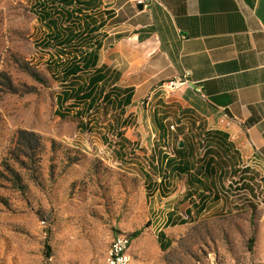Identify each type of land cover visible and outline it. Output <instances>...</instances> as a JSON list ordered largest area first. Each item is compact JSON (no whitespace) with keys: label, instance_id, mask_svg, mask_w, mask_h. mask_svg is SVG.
Wrapping results in <instances>:
<instances>
[{"label":"rangeland","instance_id":"obj_1","mask_svg":"<svg viewBox=\"0 0 264 264\" xmlns=\"http://www.w3.org/2000/svg\"><path fill=\"white\" fill-rule=\"evenodd\" d=\"M36 1L0 0V264H107L116 231L131 235L140 228L132 239L130 264H264L260 182L252 191L233 192L232 198L224 192L219 199L210 195L200 213L191 205L195 197L183 199L182 185L173 194V200L182 195L173 210L154 206V197L152 208L147 176L155 180L157 175L146 155L150 143H126L121 137L124 131L137 136L136 121L124 129L121 108L101 97L80 120L59 114L64 83L53 73L59 54L40 47L49 28L35 13ZM104 1L103 19L112 32L123 29L114 27L140 2L117 0L103 9L112 0ZM102 34L107 33L96 36ZM95 44L69 45L65 52ZM151 102L148 95L140 99L141 106ZM20 129L40 136L33 156H22L24 163L13 159ZM186 208L194 210L191 217ZM160 227L171 241L167 249L160 246Z\"/></svg>","mask_w":264,"mask_h":264},{"label":"crops","instance_id":"obj_2","mask_svg":"<svg viewBox=\"0 0 264 264\" xmlns=\"http://www.w3.org/2000/svg\"><path fill=\"white\" fill-rule=\"evenodd\" d=\"M115 1H109L111 4L103 9L114 7ZM128 20L132 22L127 24ZM117 27L123 29L112 32L107 25L101 28L100 32L107 34L93 39L103 43L96 58L92 57L94 64L80 72L81 79L61 81L64 86L60 94L73 87V79L74 83H83L103 74L104 81L96 82L94 88L103 91L102 96L110 92L106 101L110 106L116 103L123 111L124 129L136 121L133 128H137V136L124 131L121 137L126 143H150L146 155L154 164L151 153L157 150L164 133L160 123L166 129L175 125L173 141L178 144L185 140L187 147L198 144L209 132L208 147L216 149L221 158L208 176L203 164L208 156L196 161L201 155L186 151L185 155L197 166L185 172L183 179L173 171L168 180L170 192L161 196L158 185L154 206L173 210L182 197L173 200V194L181 185L186 191L184 180L192 183L193 176L198 182L192 187L200 191L202 185H213V189L230 198L235 191H252L257 186L255 181L262 188L264 0H152L114 28ZM116 74L118 79L114 81ZM179 75H186L188 84L174 92L160 90L163 81ZM147 95H151L152 102L141 106L140 99ZM87 101L70 99L58 107V112L82 118L83 110H91ZM214 131L219 134L213 136ZM183 199L188 200L185 195ZM159 229L165 231L163 227Z\"/></svg>","mask_w":264,"mask_h":264},{"label":"trees","instance_id":"obj_3","mask_svg":"<svg viewBox=\"0 0 264 264\" xmlns=\"http://www.w3.org/2000/svg\"><path fill=\"white\" fill-rule=\"evenodd\" d=\"M102 5L103 0H37L35 2V13L44 27L49 28V32L42 40L44 43L40 44V47L53 49L59 54L56 56L59 60L57 63H54L56 69L53 73L57 75L61 81L74 77L81 79L82 75L80 72L94 64L92 57L96 58L98 50L101 49L103 45L99 40L95 41V47L91 50L79 51L72 55H69L65 50H68L66 47L69 45L86 43L88 40L95 39L101 28L106 25L105 20L103 19V15H105L106 12L101 10ZM109 14H111V12H109ZM80 47H82V45H80ZM117 79L118 74L114 76V81H117ZM99 81H104L103 74L94 75L88 82L83 83L77 80L74 83V79L71 80L73 87L64 90L58 95V107L70 99L83 102L89 99V101L85 103L87 104L88 109H92L99 97L108 99L110 97V92L102 96L103 91H98L94 88L96 82ZM74 84H77V88H74ZM127 101L129 102V99ZM72 105H74V102ZM61 116L70 117L68 114H63ZM71 117L79 120L81 118L78 114ZM79 125H82L81 121L79 122ZM159 128L164 131L159 139V144L161 143L163 145L160 147V145L157 144V150L155 152L154 150L152 151L151 157L156 161V164L150 161V165L157 175V178L159 177L160 180H151L150 177L147 176V180L149 181L146 183L147 195L151 199V206L152 198L155 195L158 185L161 196L165 197V195H168L170 192L168 180L173 171H176L180 176L179 178L183 179L185 172H188L192 167L197 166L194 160L189 158L190 156L185 155L186 151H190L191 154L196 151L197 154L201 155L196 161H203V159L208 156L206 161H203L208 176L212 171L210 169H213L214 165L219 163L221 159L216 149L208 147L209 141L207 136L209 135V132H206L205 135L201 137L202 141L200 139L198 140V144L193 143L192 146L187 147L185 140L178 144L173 141L171 135L174 129H171V125L166 129V127L162 126L160 123ZM216 134H219V132L214 131L212 135L214 136ZM39 138L40 136L33 131L26 129L18 130L16 140L17 152L13 154V159L20 163H24L22 156L31 158L35 152L36 146L40 144ZM201 142L204 143L202 144L204 151L200 153L199 146L201 145ZM221 161L225 163L224 160ZM7 169L13 172L9 165L7 166ZM184 182L186 185L185 197L192 198V196H195L197 198V201L193 202L192 206L196 207L198 213L205 210L206 201L210 195H213V198L219 199V195L222 193L213 189V185H202L203 189L200 191L197 188L192 187L194 182H198L196 176H193L192 183L187 179H185ZM15 183L20 185L17 178ZM187 183L190 184V186H187ZM186 214L188 217H191L192 215L191 211L188 209L186 210ZM181 221H183V223L186 222L184 220ZM174 224H177V222ZM142 230L143 228L135 230L130 235L131 238L138 237ZM158 239L160 246L164 249H167L171 245V241L163 229H158ZM47 248L49 250L51 249L49 244H47ZM50 255L51 251H48L47 256L49 257Z\"/></svg>","mask_w":264,"mask_h":264},{"label":"built area","instance_id":"obj_4","mask_svg":"<svg viewBox=\"0 0 264 264\" xmlns=\"http://www.w3.org/2000/svg\"><path fill=\"white\" fill-rule=\"evenodd\" d=\"M151 1L152 0H140L139 3H142L144 6H146ZM186 84H188L186 75L183 76L179 75L174 78H170L168 80L163 81L160 84L159 88L164 92H174L183 88ZM150 98L151 95H148V101L150 100ZM171 129H175V125H171ZM257 198L259 197L257 196ZM131 246H132L131 236L124 231H116V233L113 235L111 244L108 249L107 264H130L132 260ZM213 264H218V263H213ZM222 264H239V263L231 262V263H222Z\"/></svg>","mask_w":264,"mask_h":264},{"label":"water","instance_id":"obj_5","mask_svg":"<svg viewBox=\"0 0 264 264\" xmlns=\"http://www.w3.org/2000/svg\"><path fill=\"white\" fill-rule=\"evenodd\" d=\"M137 6H138V9H143L144 8V5L142 3H139Z\"/></svg>","mask_w":264,"mask_h":264}]
</instances>
